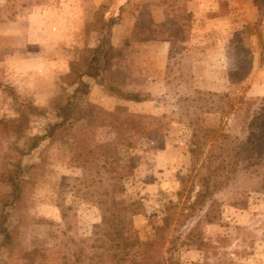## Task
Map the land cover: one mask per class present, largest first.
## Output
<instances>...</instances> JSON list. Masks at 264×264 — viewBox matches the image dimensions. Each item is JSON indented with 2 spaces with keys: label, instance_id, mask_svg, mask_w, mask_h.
<instances>
[{
  "label": "rangeland",
  "instance_id": "374dc122",
  "mask_svg": "<svg viewBox=\"0 0 264 264\" xmlns=\"http://www.w3.org/2000/svg\"><path fill=\"white\" fill-rule=\"evenodd\" d=\"M198 92L228 94L237 111L179 107ZM262 100L264 0H0V264L89 256L102 235L100 200L126 206V236L154 238L193 168L189 120L243 140ZM62 107L69 130L20 156L22 195L4 206L17 149L60 122ZM263 178L264 170L232 178L179 228L185 245L174 259L264 264Z\"/></svg>",
  "mask_w": 264,
  "mask_h": 264
},
{
  "label": "trees",
  "instance_id": "16d2710c",
  "mask_svg": "<svg viewBox=\"0 0 264 264\" xmlns=\"http://www.w3.org/2000/svg\"><path fill=\"white\" fill-rule=\"evenodd\" d=\"M181 16L187 20L192 18V14L189 12ZM78 84L80 89L76 92L86 94L88 86L82 82ZM109 89L111 90V87ZM114 91L119 97L129 101L143 102L148 99L147 95L142 97L138 94H123L115 89ZM204 95L217 96L223 103H209V100L204 99ZM183 102L186 104L182 105L180 101L179 107L182 110L185 109L186 112H189L190 108H195L205 112L214 111L225 116L230 112L237 111L228 94L216 95L209 92L206 94L198 92L195 99H186ZM261 105L263 112L260 110L261 112L254 116L247 114L248 118L244 127L248 129V132L243 140L222 132L217 133L210 128H204L199 124L198 118L189 120L192 127L193 168L189 173L180 177V186L176 192L177 201H169L164 206L163 224L155 227L154 238L140 241L136 237L126 236V216L124 218V212L127 211L126 206L118 204L115 199L100 200L98 205L102 211V221L96 225V228L100 229L102 235L96 237L94 246H91L95 250L89 256H84L83 249H80L71 262L66 261L63 264H180L174 259V252L181 245H185L180 241L181 236L178 233L183 223L193 218L207 204L211 203L215 194L236 175L245 171V174L259 177L261 171L264 170V100ZM28 112L30 115L38 116L43 115L44 110L28 105ZM59 113L60 122L47 125L43 129V135L28 138L24 151L21 152L17 149L19 158L17 157L14 161L12 165L14 169L6 178L7 184L11 187V193L3 197L4 206L8 202L12 205L16 204L22 195L21 189L25 182L20 176L22 172L20 156L35 149L42 140L54 137L57 132L63 133L69 130L68 112L65 107H62ZM13 123L14 121L11 122V124ZM112 166L113 164L110 172L115 175L118 170ZM131 168L133 169V166H125L123 170ZM260 183L264 190V178ZM110 186L114 191L122 189L121 184L117 183L115 179ZM2 230L5 233L3 227ZM174 232L178 233L176 237ZM192 232L190 230L188 236ZM163 248H165V252H163Z\"/></svg>",
  "mask_w": 264,
  "mask_h": 264
}]
</instances>
